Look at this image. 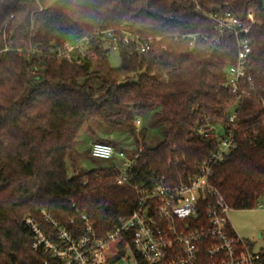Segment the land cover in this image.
<instances>
[{"label":"trees","instance_id":"obj_1","mask_svg":"<svg viewBox=\"0 0 264 264\" xmlns=\"http://www.w3.org/2000/svg\"><path fill=\"white\" fill-rule=\"evenodd\" d=\"M226 10L239 18L253 12L258 21L248 65L254 87L244 95L226 83L236 40L217 43V24L209 17ZM107 30L118 37L117 68L104 46L109 39L99 33ZM126 33L150 37L153 44L141 52L132 38L124 42ZM83 34L93 42L92 57L76 64L54 55ZM194 34L200 39L192 42ZM263 104L264 0H0V264L44 263L24 222L41 209L62 224L75 218L80 235L86 226L80 215L86 214L95 233L107 236L135 209L134 184L162 180L173 186L195 174L218 148L216 139L205 137L209 128L239 133L237 149L214 167L211 183L231 209H254L264 197ZM151 112L153 125L165 127L154 147L145 145L147 131L134 115ZM95 123L141 141L129 183L117 182L116 166L81 167L77 144L84 129L96 142L123 151L118 141L98 137ZM86 154L92 156L91 149ZM199 217L205 220L202 211ZM229 232L238 238L232 226ZM212 242H203L197 264L215 262ZM131 244V233L119 236L108 264ZM259 255L264 264V247Z\"/></svg>","mask_w":264,"mask_h":264},{"label":"built area","instance_id":"obj_2","mask_svg":"<svg viewBox=\"0 0 264 264\" xmlns=\"http://www.w3.org/2000/svg\"><path fill=\"white\" fill-rule=\"evenodd\" d=\"M209 17L217 24V43L221 37H233L236 40L237 57L227 67V86L239 95L250 93L254 81L248 72V65L253 44L251 34L258 24L255 14L249 12L245 18H239L226 10L222 14L211 13ZM99 33L106 36L112 48L117 50L118 37L114 30ZM130 38L135 40L141 52H147L153 44L152 38L132 33H126L124 42L128 43ZM188 38L195 42L200 36L194 34ZM203 38L208 39L209 36ZM92 47L91 37L83 34L74 40L65 41L56 48L54 55L58 59L82 64L85 58L93 56ZM235 120L234 113L230 121ZM136 124L140 125L139 119ZM204 132L205 137L218 141V148L198 165L195 174L189 175L186 182L173 186L162 180L151 186L134 184L137 196L135 209L105 237L95 233L86 214L80 215L86 225L81 235L78 234L80 228L76 226L78 221L75 218L62 224L45 209L39 210L36 215L26 216L24 222L34 237L32 249L46 256L43 264H108L107 252L124 233L132 234V244L127 246V254L114 264L121 260L139 264L137 256L145 264H197L203 242L208 239L213 241L209 248V254L215 261L213 264H259V253L252 252L241 238L230 234L228 212L231 207L211 183L214 167L237 149L239 133L228 129L220 135L212 128ZM91 155L94 158L118 157L126 160L124 164L128 174L119 175L117 182H130L131 169L137 163L138 153L129 157L112 144L94 142ZM201 211L205 214V220L199 217ZM73 226L76 229L71 228ZM238 242L243 245L239 246Z\"/></svg>","mask_w":264,"mask_h":264},{"label":"rangeland","instance_id":"obj_3","mask_svg":"<svg viewBox=\"0 0 264 264\" xmlns=\"http://www.w3.org/2000/svg\"><path fill=\"white\" fill-rule=\"evenodd\" d=\"M104 46L105 48L109 49V59L111 66L115 68L120 67L122 59L119 51L113 49L109 41L104 42ZM152 114V112L134 114L135 117L140 120V125L138 128L142 127L147 131L145 145L149 147L158 145L163 140L165 134V127L163 125H153ZM93 129L96 135L100 138L110 137L111 139L118 141V147L123 149L124 152H129V155L137 152L138 147L142 146L141 141L138 143L134 136L130 133L111 131L99 123L93 124ZM217 132L220 135L223 133L221 127H218ZM96 141L97 138L89 134L87 129L82 131L77 144L79 151L78 158L81 167L90 170L108 166H116L122 175H127V168L124 164L126 160L120 159L118 157L113 159L94 158L93 156L86 154L91 149L92 144ZM68 171L70 175L73 174L70 163H68ZM228 218L231 225L241 236V238L248 240L252 244V249L250 250L254 253H260L261 249L264 247V197L254 209H231L228 212ZM118 264H131V261L121 260Z\"/></svg>","mask_w":264,"mask_h":264},{"label":"crops","instance_id":"obj_4","mask_svg":"<svg viewBox=\"0 0 264 264\" xmlns=\"http://www.w3.org/2000/svg\"><path fill=\"white\" fill-rule=\"evenodd\" d=\"M260 207H262V206H260ZM232 226V225H231ZM233 227V226H232ZM234 229V228H233ZM234 231H235V229H234ZM235 233L237 234V236L239 237V238H241V236L235 231ZM241 239H244V238H241Z\"/></svg>","mask_w":264,"mask_h":264}]
</instances>
